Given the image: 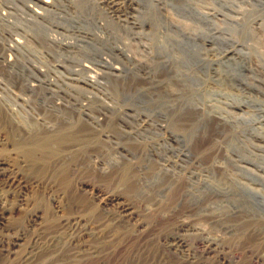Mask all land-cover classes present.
Instances as JSON below:
<instances>
[{"label": "rangeland", "instance_id": "obj_1", "mask_svg": "<svg viewBox=\"0 0 264 264\" xmlns=\"http://www.w3.org/2000/svg\"><path fill=\"white\" fill-rule=\"evenodd\" d=\"M44 1L0 0V55L18 64L10 73L0 67V106L28 133L48 116L17 81L43 80L38 66L66 92L75 79L79 90L68 93L89 101L96 118L90 164L36 187L43 176H31L1 115L0 167L26 182V197L44 198L50 229L60 193L72 202L70 216L104 224L101 240L80 241L100 254L73 264H264L254 260L264 256V0H118L116 10L112 0H50L49 8ZM117 194L120 201L105 204ZM6 195L14 210L0 218V249L22 254L40 229L19 208L18 190ZM75 224L58 233L81 235ZM19 234L25 240L15 248Z\"/></svg>", "mask_w": 264, "mask_h": 264}, {"label": "bare ground", "instance_id": "obj_2", "mask_svg": "<svg viewBox=\"0 0 264 264\" xmlns=\"http://www.w3.org/2000/svg\"><path fill=\"white\" fill-rule=\"evenodd\" d=\"M42 1V0H41ZM106 1V0H105ZM40 2V1H39ZM109 6L111 5L113 9H115L119 4L118 0L108 1ZM33 4V3H31ZM40 4V3H36ZM43 4L49 8L51 5V1H44ZM53 5V4H52ZM45 8V7H44ZM17 9V8H16ZM34 9V8H33ZM111 9V8H110ZM118 9V8H117ZM3 10V9H2ZM18 10V9H17ZM41 10V9H40ZM116 10V9H115ZM20 11V10H19ZM47 11V10H46ZM22 12V11H21ZM42 12V11H41ZM116 13V12H115ZM11 17V16H10ZM26 17V16H25ZM28 17V16H27ZM119 17V16H118ZM19 18V17H18ZM3 19V18H2ZM0 19V20H2ZM17 19V17H16ZM24 19V18H23ZM120 19V18H119ZM118 19V20H119ZM9 20V19H8ZM7 20V21H8ZM14 20V19H13ZM27 20V19H26ZM25 20V21H26ZM32 20V19H31ZM3 21V20H2ZM5 21V20H4ZM35 21V20H34ZM28 22V21H27ZM112 22V21H111ZM120 22V21H119ZM16 23V22H15ZM12 23V24H15ZM18 23V22H17ZM8 24V23H7ZM26 24V23H25ZM114 24V23H112ZM4 25V24H3ZM9 25V24H8ZM23 25V24H22ZM17 26V24H16ZM124 26V25H123ZM29 27V26H28ZM5 28V27H4ZM11 29V28H10ZM15 29V28H14ZM17 29V28H16ZM26 29V28H25ZM30 29V28H28ZM18 30V29H17ZM23 33V32H22ZM11 34V33H10ZM18 34V33H17ZM18 36V35H17ZM24 36L21 35V38ZM19 38V36H18ZM25 38H28L25 37ZM38 39V38H37ZM11 40V39H10ZM32 40V39H31ZM13 41V40H12ZM21 42V40H20ZM29 42V41H28ZM34 42V41H33ZM40 42V41H39ZM15 43V42H14ZM13 43V44H14ZM17 44V43H16ZM20 44V43H19ZM12 45V43H11ZM31 45V44H30ZM8 46V45H7ZM11 47V46H10ZM22 47V46H21ZM20 47V48H21ZM24 47V45H23ZM5 48V47H4ZM7 49V48H6ZM13 49V48H11ZM18 49V48H17ZM24 49V48H23ZM32 49V48H31ZM35 49V48H34ZM8 50V49H7ZM14 50V49H13ZM26 50V49H25ZM33 51V50H32ZM37 52V50H36ZM35 52V54H36ZM4 53V52H3ZM15 53V52H14ZM27 53V52H26ZM18 54V53H17ZM58 54V52H57ZM15 55V54H14ZM29 55V54H28ZM33 55V54H32ZM12 56V55H11ZM19 56V55H18ZM31 56V55H29ZM34 56V55H33ZM60 56V55H59ZM13 57V56H12ZM20 57V56H19ZM37 57V56H36ZM39 57V56H38ZM2 61H0V67L4 69L6 72L11 71V67L18 65L14 62V59L10 57V55L6 58L3 54L0 55ZM35 58V57H34ZM40 58V57H39ZM21 59V58H20ZM56 59V58H55ZM23 60V59H22ZM29 60V59H28ZM35 60V59H33ZM35 62V61H33ZM32 64V62H31ZM44 64V63H43ZM30 65V64H29ZM25 66H23L24 68ZM31 67V66H30ZM35 67V65H34ZM46 67V66H45ZM49 67V66H47ZM67 67V66H66ZM15 68V67H14ZM18 68V67H17ZM32 68V67H31ZM55 68V65H54ZM65 68V67H64ZM21 69V68H20ZM18 69V70H20ZM34 69V68H33ZM49 69V68H48ZM47 69V71H48ZM14 70V69H13ZM12 70V71H13ZM25 70V69H24ZM30 70V69H29ZM36 72L43 77V80H35V82H28L30 80H22L20 82L17 81V84H26L27 90L31 92L34 96L32 98L34 105H37L36 102L41 101L45 105L40 107V110L44 112L48 116V119L44 117L42 119V123L36 122V128H31L30 132L25 134H20L17 128H14L17 124L16 120L12 117V113L8 114L3 110V106H0V117L6 116L9 119L11 124L12 135L14 136V145L13 148L19 154L23 153L26 155L27 159L26 164L30 167V172H32L31 176L39 177L42 174V179L39 178L34 181L36 187L39 183L46 182L49 184L50 179L54 176H58V173L66 170L70 165L79 166L82 164L89 165V150L92 149L93 143V135H94V125H95V116L93 111V106H91L90 102L80 101L73 97L69 92L70 88L79 90L77 84L75 83V79L70 81L68 79L67 83L64 84L67 88V92L62 89V84H58L48 75L46 69H43L41 66L35 68ZM70 70V69H69ZM11 71V72H12ZM54 71V70H53ZM25 72V71H24ZM30 72V71H29ZM10 73V72H9ZM14 73V72H13ZM17 73V71H16ZM20 73V72H18ZM23 73V72H22ZM29 74V73H28ZM72 74V73H71ZM70 74V75H71ZM21 75V74H19ZM34 75V74H33ZM118 75V74H117ZM14 76V75H13ZM32 76V74H31ZM62 76V74L60 75ZM15 77V76H14ZM23 77V76H22ZM28 77V76H27ZM41 77V78H42ZM56 77V76H54ZM67 77V76H66ZM16 78V77H15ZM62 78V77H61ZM91 78V77H90ZM147 77H145L146 80ZM149 78V76H148ZM55 79V78H54ZM57 79V78H56ZM55 79V80H56ZM60 79V78H59ZM19 80V79H18ZM150 80V79H149ZM66 81V80H65ZM74 81V82H73ZM81 81V80H80ZM80 81H78L80 83ZM93 81V80H92ZM96 81V80H94ZM156 81V80H155ZM28 82V83H27ZM88 82V81H86ZM16 83V82H15ZM92 83V82H91ZM74 84L75 86H73ZM86 84V83H85ZM89 84V83H88ZM86 86V85H85ZM89 87V85H88ZM57 88L59 90H55ZM21 89V88H20ZM81 89V88H80ZM92 90V89H91ZM4 91V90H3ZM61 93H65L61 95ZM53 95L52 97H47V95ZM72 97V101L70 100ZM74 100V101H73ZM24 101V99H23ZM31 102V101H30ZM24 103V102H22ZM40 103V102H39ZM25 104V103H24ZM31 104V103H30ZM33 106V104H31ZM35 109L36 106H34ZM39 111V110H37ZM48 113V114H47ZM51 114V115H50ZM8 115V116H7ZM41 115V114H40ZM39 115V116H40ZM45 115V116H46ZM52 116V117H49ZM3 117V119H4ZM34 119V118H33ZM40 119V118H39ZM5 120V119H4ZM105 120V119H104ZM153 122V121H152ZM39 124V125H38ZM39 127V128H37ZM39 129V130H38ZM17 130V131H16ZM23 133V132H21ZM96 137V136H95ZM16 138V139H15ZM145 148V147H144ZM147 148V147H146ZM92 153L94 150H91ZM17 153V154H18ZM91 154V153H90ZM82 156L83 160H78L76 158ZM23 159V158H22ZM82 159V158H80ZM92 159V158H91ZM21 164V163H20ZM169 164V163H168ZM74 168V167H73ZM47 171L46 177L42 172ZM15 171L10 169V166L6 165L0 167V193L4 190L5 195L1 194L0 196V218L4 215L12 213L14 208H6L4 205V201L6 200V194H9L13 197L14 193L16 194V190H18L19 200L18 205L21 209H26L29 212V217L31 223L33 225H37L40 229V234L36 235V244L31 247L29 250H25L22 254L18 251H12L10 248L3 250L0 249V260L1 262L10 261L15 262L13 264H73L74 262H78L84 260L90 256H96L100 254V249H95L89 247L87 243H82L80 241L83 240L84 237H90L93 239H100L102 234L107 230L104 227L103 223H96L88 220L83 214L74 213L73 215H69L67 210L70 208V204L72 203L66 195L60 193L58 197L53 198L54 208L51 209L52 218H58L57 226L53 229L51 228V222L47 220L44 221L43 214L45 213V209H43L44 198L43 197H35L34 200L29 199L24 194L21 193L20 190L26 189V182L18 179V175L14 173ZM105 173V172H104ZM103 173V174H104ZM61 175V173H60ZM57 179V178H54ZM55 181V180H54ZM57 182V181H56ZM87 182V181H86ZM82 181V188L87 187V183ZM42 186V185H41ZM54 189V186H50V191ZM93 189V188H92ZM72 191V190H71ZM81 192V191H80ZM86 193V192H85ZM95 193V192H94ZM62 195L66 196V202H63ZM73 195V194H72ZM79 195V194H78ZM93 195V194H92ZM98 195V194H97ZM37 196V195H36ZM55 196V195H54ZM57 196V195H56ZM62 196V197H61ZM69 196V195H68ZM102 197V196H101ZM104 197V195H103ZM89 198V197H88ZM105 198V197H104ZM63 199V200H62ZM71 199V196H70ZM120 199V196L117 195H109L105 199L106 203L116 202ZM8 200V199H7ZM52 200V199H51ZM61 200V201H60ZM73 200V199H72ZM100 200V199H99ZM120 201V200H119ZM74 202V201H73ZM86 202V201H85ZM6 203V202H5ZM83 203V202H82ZM122 203V202H120ZM7 204V203H6ZM104 204V205H105ZM33 207L32 210L29 209ZM81 208V206H80ZM24 209V210H25ZM71 209V208H70ZM79 209V208H78ZM83 209V208H82ZM80 210V209H79ZM84 210V209H83ZM87 210V209H86ZM85 210V211H86ZM124 212H130V216H134L135 212H131L132 207L129 205L123 204ZM72 211V210H71ZM90 211V210H89ZM88 211V212H89ZM106 211V210H105ZM26 212V211H25ZM78 212V211H77ZM123 212V213H124ZM137 213V212H136ZM50 214V213H49ZM48 214V215H49ZM85 214V213H84ZM91 215V213H90ZM47 216V215H46ZM122 216V215H121ZM129 216V215H128ZM127 216V217H128ZM92 217V216H91ZM48 218V217H47ZM46 218V219H47ZM129 218V217H128ZM137 218V217H136ZM51 220V219H50ZM94 220V219H93ZM134 220V219H133ZM77 221L75 227L78 225L83 226V233H79L81 235L75 237H64L60 235L58 232L63 229L64 226L69 225L71 222ZM97 221V220H96ZM130 221V220H129ZM16 222V221H15ZM27 222V221H26ZM18 223V222H17ZM76 223V222H75ZM117 223V222H116ZM54 224V223H53ZM13 225V224H11ZM28 225V224H27ZM77 225V226H76ZM107 225V224H106ZM112 225V224H111ZM114 225V224H113ZM118 225V224H117ZM16 226V225H15ZM20 226V225H19ZM182 226L187 227L190 226L189 222H183ZM17 227V226H16ZM31 227V226H30ZM151 227V226H150ZM27 228V227H26ZM115 228V227H113ZM118 228V227H116ZM191 228V226H190ZM21 229V228H20ZM77 229V228H76ZM75 229V230H76ZM6 230V229H5ZM24 230V229H23ZM34 230V229H33ZM55 230V231H54ZM79 230V229H78ZM188 230V229H187ZM14 231V230H13ZM143 231V230H142ZM149 231V230H148ZM181 231V230H180ZM6 232V231H5ZM27 232V231H26ZM29 232V231H28ZM50 232V233H49ZM72 232V231H71ZM109 232V231H108ZM108 232L106 234H108ZM19 233V232H18ZM58 233V234H57ZM111 233V232H110ZM14 234V233H13ZM17 234V233H16ZM144 234V233H143ZM4 235V234H3ZM11 235V234H9ZM48 237L50 236V240L43 243L45 245H41L39 241H41L42 236ZM116 235V234H115ZM150 235V234H148ZM147 236V235H146ZM9 237V236H8ZM35 237V236H33ZM3 238V237H2ZM25 234H19L12 239V246L19 247L22 246L21 243L25 239ZM118 238V237H117ZM175 238V237H174ZM1 239V237H0ZM168 239V238H167ZM179 239V238H178ZM101 240V239H100ZM99 240V241H100ZM107 240V239H106ZM110 240V239H109ZM141 240V239H140ZM174 240V239H173ZM181 240V239H180ZM11 241V240H10ZM27 241V239H26ZM92 241V240H91ZM117 241V240H115ZM30 242V241H29ZM111 242V240H110ZM216 242V241H215ZM35 243V242H34ZM113 243V242H112ZM117 243V242H114ZM177 243V242H174ZM184 243V242H182ZM187 243V242H186ZM90 244V243H89ZM162 244V243H161ZM171 245V244H170ZM184 245V244H183ZM213 245V244H212ZM100 246V245H99ZM175 246V245H174ZM173 246V247H174ZM187 246V245H186ZM95 247V246H94ZM119 247V246H118ZM101 248V247H100ZM184 248V247H182ZM211 249V248H210ZM111 250H113L111 248ZM212 250V249H211ZM109 251V250H107ZM114 251V250H113ZM115 252V251H114ZM206 253H208L206 251ZM108 254V252H107ZM106 254V255H107ZM114 254V253H113ZM112 254V255H113ZM210 255V254H209ZM66 257V259H64ZM100 257V256H99ZM209 257V256H208ZM106 258V257H104ZM12 259V261H11ZM94 259V258H93ZM96 259V258H95ZM3 260V261H2ZM87 260V259H86ZM85 260V261H86ZM254 260L257 263L264 261V256L257 253L254 254ZM99 261V260H98ZM83 263V262H82ZM87 263V262H86ZM84 264V263H83Z\"/></svg>", "mask_w": 264, "mask_h": 264}]
</instances>
